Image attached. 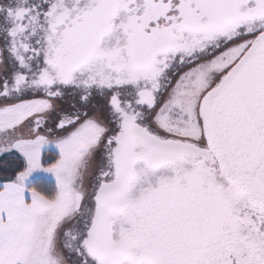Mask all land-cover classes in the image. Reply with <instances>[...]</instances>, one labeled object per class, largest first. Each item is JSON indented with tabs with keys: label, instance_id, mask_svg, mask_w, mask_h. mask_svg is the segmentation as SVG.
<instances>
[{
	"label": "snow or ice",
	"instance_id": "1",
	"mask_svg": "<svg viewBox=\"0 0 264 264\" xmlns=\"http://www.w3.org/2000/svg\"><path fill=\"white\" fill-rule=\"evenodd\" d=\"M0 264H264V0H0Z\"/></svg>",
	"mask_w": 264,
	"mask_h": 264
}]
</instances>
